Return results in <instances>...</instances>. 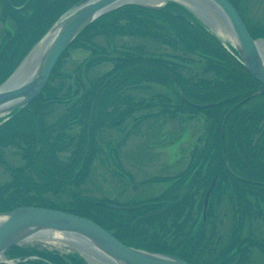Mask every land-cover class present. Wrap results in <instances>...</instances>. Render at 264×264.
Returning a JSON list of instances; mask_svg holds the SVG:
<instances>
[{
    "label": "trees",
    "instance_id": "1",
    "mask_svg": "<svg viewBox=\"0 0 264 264\" xmlns=\"http://www.w3.org/2000/svg\"><path fill=\"white\" fill-rule=\"evenodd\" d=\"M77 1L0 0V84L52 23ZM252 35L264 36V29L255 27ZM121 37L176 46L198 56L202 71L212 74L186 78L179 73L178 63L144 55L148 52L143 51V43L120 46L117 42ZM72 47L81 48L82 58L72 68H65L58 60L41 92L0 124V165L5 166L10 179L0 183V211L20 205L67 209L93 219L129 245L174 254L198 264L200 238L213 237L214 233L198 234L195 222L199 215L192 208L197 204L200 207L198 189L207 187L216 171L229 173L226 159L231 162L248 156L256 160L243 171L250 175L257 191L252 205L259 206L260 199H264L259 194L264 190V145H253L250 135L257 128L264 129V93H257L259 82L193 14L172 1L160 8L126 5L112 10L88 25L65 49L63 58ZM105 61L111 68L95 73L93 70ZM135 84L139 88L127 86ZM138 90L144 95L137 96ZM211 101L216 104L205 109V130L198 137V141L205 142L204 147L196 145L190 153L205 158L206 170L199 178L201 168L196 169L197 162L192 161L170 177L176 178L167 186L170 191L158 194L155 199L160 202L150 204L160 207L169 203L161 213L139 218L149 207L121 208L83 193H64L66 186H77L84 180L91 154L88 129L95 128L103 115L110 119L101 120L99 128L132 120L124 139L120 138L124 143L127 134L153 114L197 111L190 102ZM109 104L112 106L107 107ZM99 108L101 115L97 116ZM137 111L142 112L138 115ZM54 114L57 116L52 119ZM76 124L80 129L74 131ZM10 145L22 158L21 164L5 160L4 148ZM66 149L69 154L59 157L58 151ZM187 176L190 190L181 184ZM216 189L214 186L212 191ZM49 191L67 194L69 199L59 196V201H53L46 195ZM237 199L238 204H246L245 197ZM133 232H137L135 239ZM5 254L9 258L37 254L47 260L35 259L30 264H85L77 254L61 256L24 245H14Z\"/></svg>",
    "mask_w": 264,
    "mask_h": 264
},
{
    "label": "rangeland",
    "instance_id": "2",
    "mask_svg": "<svg viewBox=\"0 0 264 264\" xmlns=\"http://www.w3.org/2000/svg\"><path fill=\"white\" fill-rule=\"evenodd\" d=\"M241 1V3H238V5H240V11H242L241 13L246 17V23L249 25L252 33L257 26L261 27L263 30L264 0ZM206 3H208L207 0H191L190 5L198 9V13L203 16L202 18L205 20V22L204 20L203 22L206 26L218 33L225 44L234 46L236 41L229 25L226 24L222 18L215 16L213 8ZM245 3H249V5H244ZM1 28L2 23H0V29ZM117 43L120 46L143 43L142 45L145 47L143 51L148 52L144 53V55H155L167 61L178 63L180 67L179 73L192 80L212 74H206L202 71V63L198 59V56L193 53L182 51V49L173 45L129 37H121ZM83 54L81 48L72 47L64 58L62 52L58 60L64 62L65 68H72L73 63L79 61ZM58 60L56 63L59 62ZM105 63L106 64L101 63L96 67V70L93 71L96 73L97 70H99L101 73H104L110 69V62L105 61ZM204 68L207 69L206 66H203V69ZM126 82H128V80H126L125 83ZM158 85L162 86L159 83ZM127 86L128 88L131 86L132 89L139 88L138 84ZM135 93L137 96L144 95L142 90L135 91ZM111 106L112 104H109L107 107ZM205 109H207V107H205ZM100 110L101 108L97 110V116L101 115ZM141 112L142 111H137L136 114L139 115ZM192 112V109H188L187 112L184 113L175 111L172 113L164 112L157 115L153 114L141 121L133 132L127 134L128 137L125 139L124 143L121 142L122 140H120V138L124 139L123 135L130 128L129 125L132 120L130 122H128V120L126 123L120 124V126H112L109 128L103 126L99 128L101 120H107L108 122L110 119L103 115L101 120L98 119L95 128L93 126L91 129V126H89L88 129V150L91 148L88 172L84 180L77 186H66L67 189L64 190V193L68 192L70 194L71 192L72 194V192H79L97 199L108 200L109 203L113 205L119 204L126 206L136 204L144 197H154L164 192L168 189L167 186L170 185L172 181L167 182L166 180L161 183H152L149 182L148 179L155 175H163L161 178L168 179L170 176L178 173L186 165L185 163L189 159L194 146L198 145V137L204 131L205 127L203 115H189ZM56 116L57 115L54 114L51 118L53 119ZM74 128V131L80 129L77 124ZM74 131L72 129V132ZM108 138L110 140H108ZM169 141L170 146L167 144ZM152 143L153 145H149ZM157 147L158 149H156ZM58 152L57 154L59 157L69 154L68 149L59 150ZM4 158L7 162L15 165L22 163V158L15 153V148L11 145L4 148ZM9 180L7 169L1 164L0 183H4V181L8 182ZM46 195L53 201H59L60 193L56 194L49 191L46 192ZM60 199L68 200L69 197L67 194H62ZM146 199L149 198H144L143 200ZM218 203L217 201V204ZM259 203V206H264V202ZM231 204L232 201L222 200V203L217 205L220 210L225 211V213L229 215L230 219ZM168 205L169 203L166 205V208ZM220 210L219 212H217V209L214 210V212L212 211L213 217L214 219L218 217V219L225 221L219 217ZM253 220L260 221L264 219L259 216H254ZM57 235L64 234L57 232ZM131 236L134 239L137 238V232H133ZM70 238V242H68L67 240L59 241L57 239L44 237H29L24 243L36 245L40 248L45 247L59 250L64 253L77 252L85 258L87 264H112L107 261V257L102 254L99 249L97 250L95 247H90L88 244L81 241V239H78L76 235H71Z\"/></svg>",
    "mask_w": 264,
    "mask_h": 264
},
{
    "label": "water",
    "instance_id": "3",
    "mask_svg": "<svg viewBox=\"0 0 264 264\" xmlns=\"http://www.w3.org/2000/svg\"><path fill=\"white\" fill-rule=\"evenodd\" d=\"M143 1L151 2L152 0ZM158 1L162 3L164 0ZM175 1L199 14L190 5L191 0ZM131 2H138V0L124 2L122 0H79L53 24L13 73L0 84V118L21 109L39 94L60 54L86 26L103 13ZM207 2L206 4L215 11H221L236 41L233 47L242 58L246 70L264 86V52L258 47V39L252 38L228 0H207ZM56 24L59 25L57 33L52 37L37 64L33 66L32 60L28 61L30 55ZM22 67L23 69L28 67L31 71L27 77L17 80L16 75ZM14 77L16 81L13 82ZM261 91L264 92V88ZM162 209L146 215L160 212ZM0 219H2L0 222V255L11 245L35 236L39 231L49 230L65 235H76L84 243H90V247L99 249L112 264H190L174 255L129 246L95 221L69 211L26 205L0 212Z\"/></svg>",
    "mask_w": 264,
    "mask_h": 264
},
{
    "label": "flooded vegetation",
    "instance_id": "4",
    "mask_svg": "<svg viewBox=\"0 0 264 264\" xmlns=\"http://www.w3.org/2000/svg\"><path fill=\"white\" fill-rule=\"evenodd\" d=\"M244 5H249V3H245ZM261 121L264 123V118H262ZM262 126L264 127V125ZM257 130L258 131L250 133L251 139L253 138L252 144L256 145L260 143L259 145H264V129L257 128ZM260 137H262L263 141H259ZM169 143L170 141L167 144L169 145ZM204 144V141H198L199 148L202 149ZM245 144L247 143H244V145ZM149 145H153V143ZM156 149H158V147ZM192 161L195 163L197 162L196 169L201 168V171L199 172L200 174L195 173L194 175L197 174L199 178H202V171L206 170V161L203 157H192L190 155L185 163L186 165L181 170L190 166ZM225 161L229 173L221 174L219 170L216 171L214 176L209 180L208 186H203L201 189H198L197 197L199 200L202 197L200 207H198L199 205L197 204L192 208L196 209L199 215V220H196L195 222V229H198V234L210 235L214 233L213 237L203 238L202 236L200 238V245H198V264H264V220H253L254 216H259L264 219V206L252 205L254 193L257 191H254V188L252 187L253 180L250 178V175L248 176V174L243 171V169H250L251 165H255L256 160L246 156L241 159L233 158L231 162L227 159ZM162 176L163 175L151 176L148 180L152 183H161L166 180L167 182H173L176 180V178L169 180V178L174 175L170 176L168 179L161 178ZM188 176L184 181L182 180L183 182L181 184L182 188L184 186L186 189L190 190V180ZM262 177H264V173L262 174ZM205 180L207 181V178ZM198 181L200 184V180ZM214 186L217 187V189L212 191ZM166 191L169 192L170 190L167 189L164 192ZM259 194L264 195V190ZM237 196L245 197L243 201H245L246 204H238ZM151 197H144L149 199L143 200V198V201L141 200L136 204H132L137 207H149L139 216L159 208L158 206L150 205L152 203L155 204L160 202L158 199L154 198L155 196ZM206 198H209L207 206L204 204ZM222 200L232 201L231 219L225 211H222L217 207L219 203H222ZM217 201L219 202L218 204ZM260 202H264V199H260ZM216 209L217 212L220 210L219 217L225 221L218 219V217L213 220V212ZM211 211L213 212L210 218L209 214ZM33 260L35 259H31L29 255L24 258L13 257V261L6 264H30V261Z\"/></svg>",
    "mask_w": 264,
    "mask_h": 264
},
{
    "label": "bare ground",
    "instance_id": "5",
    "mask_svg": "<svg viewBox=\"0 0 264 264\" xmlns=\"http://www.w3.org/2000/svg\"><path fill=\"white\" fill-rule=\"evenodd\" d=\"M124 1H127V0H122V2H124ZM129 1H133V0H129ZM58 28H59V25L56 24L54 26V28L51 30V32L48 34V36L41 41V43L34 49L32 54L30 55V58L28 61L32 60L33 66L36 65L37 62L39 61V59H40L41 55L43 54L45 48L51 42L52 37H54V35L57 33ZM257 44H258L259 49H261V51L264 52V40L260 39ZM23 67L16 75L17 80L18 79L21 80L20 78L27 77L28 73L31 71L28 67H25L24 69H23ZM15 77H14L13 82L16 81ZM0 221H1V219H0ZM70 236L71 235H67V234L66 235L65 234L64 235H57V232H53V231H49V230L39 231L38 233L35 234V237L51 238V239H57L59 241L60 240H65V241L67 240L68 242H70V239H71ZM1 257L2 256H0V259H1Z\"/></svg>",
    "mask_w": 264,
    "mask_h": 264
}]
</instances>
